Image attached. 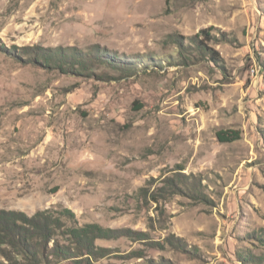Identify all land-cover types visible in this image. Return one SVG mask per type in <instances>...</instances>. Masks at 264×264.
<instances>
[{
  "label": "rangeland",
  "instance_id": "1",
  "mask_svg": "<svg viewBox=\"0 0 264 264\" xmlns=\"http://www.w3.org/2000/svg\"><path fill=\"white\" fill-rule=\"evenodd\" d=\"M46 211L91 251L0 264H264V0H0V226Z\"/></svg>",
  "mask_w": 264,
  "mask_h": 264
},
{
  "label": "trees",
  "instance_id": "2",
  "mask_svg": "<svg viewBox=\"0 0 264 264\" xmlns=\"http://www.w3.org/2000/svg\"><path fill=\"white\" fill-rule=\"evenodd\" d=\"M208 54L213 61H219L218 53L215 50H209ZM217 137L223 143L233 142L240 139V133L221 130ZM67 215L74 218V215L69 211H67ZM1 216L3 215L1 214ZM5 221L6 224L0 226V255L7 258H10V250L16 254V257L44 258L46 247L52 240L57 243L55 251L63 252L59 240L55 239L58 237L68 240L72 245L71 250L80 254L90 252L94 236L97 235V231L90 227H66L49 211L38 212L28 222L13 215H9ZM19 224L22 226H18Z\"/></svg>",
  "mask_w": 264,
  "mask_h": 264
}]
</instances>
